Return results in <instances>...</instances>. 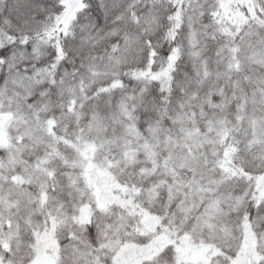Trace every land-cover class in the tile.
<instances>
[{
	"label": "snow or ice",
	"instance_id": "6c2138e0",
	"mask_svg": "<svg viewBox=\"0 0 264 264\" xmlns=\"http://www.w3.org/2000/svg\"><path fill=\"white\" fill-rule=\"evenodd\" d=\"M0 264H264V0H0Z\"/></svg>",
	"mask_w": 264,
	"mask_h": 264
}]
</instances>
